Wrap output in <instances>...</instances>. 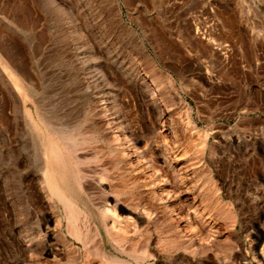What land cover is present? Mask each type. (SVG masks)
<instances>
[{"label":"rangeland","instance_id":"374dc122","mask_svg":"<svg viewBox=\"0 0 264 264\" xmlns=\"http://www.w3.org/2000/svg\"><path fill=\"white\" fill-rule=\"evenodd\" d=\"M103 116L166 182L113 147L111 122L92 137ZM44 123L84 142L62 148L64 180L47 176L95 237L87 252L43 188ZM107 195L150 218L107 234ZM259 231L264 0H0V264H264Z\"/></svg>","mask_w":264,"mask_h":264},{"label":"bare ground","instance_id":"6f19581e","mask_svg":"<svg viewBox=\"0 0 264 264\" xmlns=\"http://www.w3.org/2000/svg\"><path fill=\"white\" fill-rule=\"evenodd\" d=\"M169 82H172L171 79L169 78ZM107 118H105L103 116L102 118V121L100 122V124L97 126L94 125L93 126V130L92 131V137L95 136V138H98L100 139L101 141H105V140H109V138H112L111 140L113 141V144H114V148H117L119 145L123 144V146H125L130 152L131 154L133 155H136L137 158H140L143 163L146 164V166H148L149 168L152 169V171L154 172V175H155V182H158V181H163L162 183L166 182L165 180H163L160 175H159V171L158 170H155L151 167V165L148 163V161L145 160V158L143 157V155L141 154L142 153V149H140L139 147L136 146V143L139 141L138 137L136 136H131L130 134H127L126 130L125 129H122L118 126V124L115 122H112V121H106ZM162 121L164 120H161V123H163ZM111 122V128H115L114 130H116V132H118V134H114L115 136H109L108 134V125L109 123ZM45 126V128L47 129V132H42V135H44L43 137V140L47 138V142L48 144L47 145H44L41 150H42V153H43V156L45 158V163H44V166L42 167L43 168V172L45 174V178L43 180V188H51L52 189V193H54L61 201H62V204L66 210V218H67V231L68 233L72 234V236H74L79 242H81L82 244V247H83V250L85 252L89 251V247L90 248H93V246H88V243L92 241L93 238H95L93 236V234H95V232H93L92 236L93 238L91 239V241H87L88 240V237L89 235L86 234L85 230H82L83 228H81L78 224V221H79V217H80V210L77 209V207L75 206L74 202L67 196H65L62 192H60L57 188H62L60 185L56 186L55 184H53V181L51 179V177L47 174L49 172V165L52 164V167H54L55 170H57L59 173L61 172V175H60V179L61 180H64L65 177H66V164L64 162V157H63V152H62V148L63 147H68L72 150H80V147H81V144L84 143V142H80V143H76V141H74V138H73V135H74V131H67L65 129H56V128H51L52 126H49L47 124H43ZM187 127H189L190 131L191 132H196V126L192 123V122H189L187 121ZM121 126V125H120ZM162 126V125H160ZM110 127V126H109ZM107 130V131H106ZM113 130H111L112 132ZM110 132V131H109ZM110 132V133H111ZM79 131L77 132V135H78ZM114 133V132H113ZM109 138H108V136ZM76 135V136H77ZM80 135V134H79ZM100 135V137H99ZM94 138V139H95ZM121 140V143H119ZM177 142V141H176ZM176 144V143H175ZM179 144V143H177ZM79 146V147H78ZM174 146V145H173ZM180 146V145H179ZM176 147V146H175ZM174 147V148H175ZM83 148V146H82ZM66 150V149H65ZM86 151V150H84ZM75 152V151H74ZM77 152V151H76ZM82 152V150H81ZM179 155V154H178ZM178 158H181L180 155ZM177 158V159H178ZM75 159H78L76 156H75ZM182 159V158H181ZM79 160V159H78ZM174 160V159H173ZM180 160V159H179ZM128 161V160H127ZM53 162V163H52ZM169 162V161H168ZM173 162V161H172ZM50 163V164H49ZM134 163V162H132ZM142 166V165H141ZM140 166V167H141ZM145 166V165H144ZM143 168V167H142ZM141 168V169H142ZM151 171V170H150ZM148 173V172H147ZM57 174V173H56ZM151 174V173H150ZM100 178V177H99ZM80 179V178H79ZM154 179V178H153ZM104 180L102 178L99 179V183L101 184ZM64 182V181H62ZM106 183V182H105ZM99 184V185H100ZM147 184V183H146ZM161 184V183H160ZM162 185V184H161ZM169 187V186H168ZM160 188H163V187H160ZM171 188V187H170ZM173 188V187H172ZM165 190V189H164ZM163 190V191H164ZM164 192H166V195L169 197V192L168 190H165ZM176 194V193H175ZM165 195V196H166ZM174 195V194H173ZM167 197V198H168ZM105 200H110V201H113L112 203H114V206L115 208H105L102 212H103V216H104V228L106 229L107 234L108 233H116V234H119L120 235V232L125 228L128 229V227H130L132 225V223L136 220L138 221H142L143 219H146L148 220L150 218L149 216V212H147L145 209H141L142 211L138 213L131 207H128V206H125V204H121L118 202V200H116L113 196L111 195H107L105 196ZM168 200V199H167ZM165 203V202H164ZM107 204V203H106ZM170 208V207H169ZM168 208V209H169ZM118 210L119 213H116V210ZM174 209V208H173ZM172 210V208H170V211ZM179 212V211H178ZM83 213V212H81ZM173 213V211H172ZM191 213V212H190ZM193 213V212H192ZM194 217V216H192ZM136 219V220H134ZM195 219V218H194ZM144 221V220H143ZM139 224V223H137ZM141 225V224H140ZM134 226V225H133ZM131 226V227H133ZM146 226V225H145ZM136 227V225L134 226V228ZM144 227V226H143ZM142 227V228H143ZM89 228V227H88ZM138 228V227H137ZM129 230V229H128ZM128 230H126L127 232H129ZM87 231V230H86ZM124 231V230H123ZM133 231V228L132 230ZM88 232V231H87ZM260 232V231H259ZM131 233V232H129ZM109 234V235H110ZM126 234L127 236V233H124ZM260 236L258 238V241H257V244H259L263 239H264V234L262 232L259 233ZM97 235V233H96ZM95 235V236H96ZM91 236V235H90ZM91 236V237H92ZM111 236V235H110ZM116 236V235H114ZM114 236L113 238L111 237V239H114ZM118 236V235H117ZM122 236V235H121ZM125 236V235H124ZM125 236V237H126ZM123 237V236H122ZM123 237V238H125ZM121 238V237H119ZM99 239V238H98ZM122 239V238H121ZM96 240V239H95ZM94 240V241H95ZM115 240H118V237L117 239ZM93 241V242H94ZM119 241V240H118ZM117 241V242H118ZM133 241V240H132ZM92 242V244H93ZM98 242V241H97ZM96 242V243H97ZM133 243V242H132ZM64 246H68V243H63ZM91 244V243H90ZM100 243H98L99 245ZM135 244V243H134ZM133 244V245H134ZM94 245V244H93ZM97 247L100 248V245ZM264 245V244H263ZM57 246V245H56ZM70 246V245H69ZM88 247V248H87ZM96 247V246H94ZM61 249L59 248L58 246L57 247H47L46 248V253L47 254H50L52 256L55 257L56 255V252H58V250ZM80 249V248H79ZM98 249V248H97ZM73 250H77L76 249H73ZM82 250V251H83ZM91 250V249H90ZM99 250V249H98ZM98 250L95 249L94 252H99ZM60 251V250H59ZM92 251V252H93ZM101 251V250H100ZM77 258L75 257L74 260H78L80 259L81 255H80V252L77 251ZM88 254V253H87ZM87 254L85 255V257L87 256ZM102 254V253H100ZM91 255V254H90ZM103 255V254H102ZM89 257V255H88ZM104 258V257H103ZM144 258V257H143ZM260 258L262 261H264V248L262 249L261 253H260ZM86 259V258H85ZM106 259V258H105ZM121 260V259H120ZM87 261V259H86ZM83 264H88V261L87 263H83Z\"/></svg>","mask_w":264,"mask_h":264}]
</instances>
